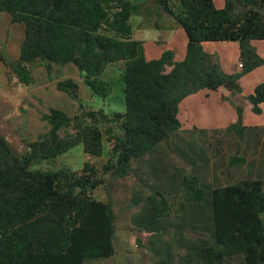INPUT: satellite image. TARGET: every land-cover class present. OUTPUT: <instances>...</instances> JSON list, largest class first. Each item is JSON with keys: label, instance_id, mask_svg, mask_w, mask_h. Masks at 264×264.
Returning a JSON list of instances; mask_svg holds the SVG:
<instances>
[{"label": "trees", "instance_id": "obj_1", "mask_svg": "<svg viewBox=\"0 0 264 264\" xmlns=\"http://www.w3.org/2000/svg\"><path fill=\"white\" fill-rule=\"evenodd\" d=\"M155 1L185 33L181 61L175 62L169 51L156 59L145 57L131 24L140 5L132 0H0V15L24 30L17 59L0 51L7 78L21 88L32 85L29 67L40 61L56 90L77 104L71 117L54 108L40 114L49 128L33 142L23 141L27 151L21 156L0 128V264H88L113 257L119 248L114 245L116 224L124 234L134 231L120 211L127 179L133 164L156 145L184 168L178 200L203 202L201 178L170 144L181 127L180 103L202 90L229 92L236 120L225 130L235 147L227 166L244 165L239 150L245 140L244 103L253 114L261 113L264 82L243 96L238 81L264 65L251 44L264 41V0H223L222 8L213 0ZM205 43H236L240 72H224L203 50ZM68 64L78 70L91 97L101 99L115 86L103 77L107 68L121 64L123 110L107 113L83 105L79 84L62 79L61 67ZM77 146L90 158L80 171L34 168ZM99 189L104 201L94 196ZM120 193L121 201L116 199ZM147 202L155 217L171 215L172 200L161 193L150 192ZM212 202L214 238L201 249L199 264H264V181L248 176L224 186L214 183Z\"/></svg>", "mask_w": 264, "mask_h": 264}, {"label": "crops", "instance_id": "obj_2", "mask_svg": "<svg viewBox=\"0 0 264 264\" xmlns=\"http://www.w3.org/2000/svg\"><path fill=\"white\" fill-rule=\"evenodd\" d=\"M132 2L140 5V12L137 15L143 17L145 21L156 17L164 22L160 27L167 28L159 30L160 33L164 31L167 33L166 41H158L160 39L157 38L156 33L147 38L146 34L134 33L133 30L134 38L144 43L145 57L152 60L169 51L175 62L181 61L185 56L187 40L184 31L173 17L156 1L132 0ZM213 3L216 8L223 6L218 0H213ZM172 7V5L169 6L170 9ZM4 16L7 15H0V17ZM7 17L11 24L9 16ZM165 42L166 45L162 44ZM206 45H209L206 50L202 48L209 55L213 56L214 53L220 52L231 54V60L228 61L231 66L221 61L220 65L224 72L227 74L240 72L241 68L236 66V60L239 58V48L236 43H207ZM16 47L15 52H2L7 55H5L7 58L15 60L19 55V45ZM166 70L169 71L170 67ZM257 71L258 69L252 71L249 77L261 78L264 81V72L255 75ZM7 72V67L0 62V89L6 94L5 101L0 102V117L3 120L6 116L5 121L8 122L12 133L20 131L21 128L28 132V117L26 113L24 114V110L33 107L32 103L36 96L31 90L35 83L29 88H24L26 93L15 84L16 90L10 91L6 80ZM76 82L79 88L83 87L79 77ZM258 83L259 81L251 90ZM50 86L56 89L55 82H49L42 89H48ZM40 89L37 90L38 93L43 92ZM229 98L230 94L225 88H219L217 91L202 90L185 98L179 105L177 116L181 127L172 134L170 140L171 147L180 161L191 165L192 173L201 178V186L205 192L204 201L178 200L183 187L184 168L174 164L172 156L165 152L162 145L154 146L145 157L133 164L131 176L127 179L128 193L120 211L125 215V224L134 231L128 233V248L122 240L123 236L121 237L115 255L107 259L110 264H124L125 261L127 264H199L201 249L209 245L214 238L212 202L214 183L224 186L229 183L230 178V172L227 171L229 156L225 152L234 144V137L227 134L225 130L235 122L236 114ZM22 104H25L27 108L24 106L21 108ZM9 115H15L16 118L8 117ZM245 127L244 165L253 170L249 176L264 181V126ZM6 137L9 140V137ZM19 139L24 141L22 138ZM152 191H157L172 200V212L169 217L154 216L147 202V196ZM129 245L132 246L131 249Z\"/></svg>", "mask_w": 264, "mask_h": 264}, {"label": "rangeland", "instance_id": "obj_3", "mask_svg": "<svg viewBox=\"0 0 264 264\" xmlns=\"http://www.w3.org/2000/svg\"><path fill=\"white\" fill-rule=\"evenodd\" d=\"M149 1H155V0H149ZM218 1H220L223 4V0H218ZM166 17L169 18L168 16ZM7 18H8L7 16L0 17V50L15 52L17 50L16 46L20 45L19 43L20 41H22V38H23V27L22 25H19V24H12V23L10 24ZM162 22H163L162 19H157L156 17L152 18L151 20L148 19L146 21L143 19V17L139 15L133 16L131 18V24H132L134 33L141 32L143 34H146L145 36L147 38L152 37V35L153 34L155 35L156 33L157 38L160 39L158 41H166L167 33L165 31H164L165 33L164 32L160 33L159 31L160 29H165V30L167 29L164 27L163 28L160 27L161 24L164 23ZM170 33L172 35V32ZM6 44L8 45V47ZM162 44L166 45V42ZM206 44L207 43L202 45L204 50H206V48H208L209 46ZM251 44L253 48L256 50L257 54L264 59V41H254ZM213 59L216 61V63H218L220 67H221L220 65L221 61L225 63L226 65L231 66L230 62H228L229 59L231 60V54L222 53V52H220L219 54L214 53ZM238 64H239V61L236 60V66H238ZM29 68L34 78L35 84L31 91L33 92V95L36 96L35 97L36 102L34 101L32 103L33 107L27 108L25 104H22L20 106L21 108L23 106L24 108H27V110H24V114L26 113V116L28 117V123H27L28 124L27 126L29 128L28 132L21 128L20 131L12 133V131L8 127L9 125L8 122L5 121L6 116L3 118V120L0 117L1 131L4 135L9 137V140L12 145V149L16 153L17 156H21L27 151V148L24 146L25 141L26 142L34 141L35 139H37L39 135L44 134L45 131L49 128L47 123L40 119V114L47 113L49 108H54V109L63 111L65 114L71 117L74 115L76 106H77V104L74 101H72L65 93L58 92L56 89H53V87L51 86L48 89H45V88L42 89L44 85L49 84L50 79L48 78L47 73L44 67H42L40 61L33 62ZM61 68L63 71L62 79L68 78L73 81H77L79 77V73H78V70L73 65L68 64V65L62 66ZM121 69H122L121 64H115V65L109 66L103 76L106 80H110L114 83L115 86L113 88V94H111L106 99H101L98 97H91L89 90L86 87L81 86L78 91V97H79L80 102L83 105L91 109H94V110L103 109L107 113L112 112V111L114 112L122 111L123 110L122 98H121L122 95H121L120 84H119V75H120ZM221 69L223 70L222 67ZM257 69L258 71L255 73V75L262 74L264 72V65L263 67L261 66ZM250 74L251 73L245 74L244 76L240 77L238 81L240 88L242 87L241 92L244 96H248L252 93L253 90L251 89L253 85L256 84L258 81H259L258 84L264 82L261 80V78L252 79L251 77H249ZM57 76H58V73L55 74V77ZM51 79H53V77ZM6 80H7V84L9 85L8 90L13 91L15 89L14 79L12 78L9 80L6 74ZM12 84L13 86H11ZM21 89H22V92L26 91V89H24L23 87ZM38 89H40V91H43V92L38 93L37 92ZM5 98H6V94L2 92V90L0 89V102L5 101ZM260 108H261V113L256 115L251 112V108L248 103L244 105L243 124L245 126H248V127L264 126V105H261ZM18 113H17V116L19 117ZM8 117H11L14 119L16 118L15 115L13 116L9 115ZM19 138H22L24 142L20 140ZM230 142L232 141L230 140ZM230 144L232 145V143ZM234 148H235L234 144L230 146L229 148H227V151L225 152L227 153L226 155L228 156L234 155L235 154ZM239 150H240V155H243L244 143L240 142ZM89 159H90L89 157L84 155L81 146H77L73 148L72 150H70L69 152H67L66 154H63L56 160L42 161L39 165H37L34 168L35 169L39 168V169H44V170L46 169L53 170L61 166H66L70 168L72 171H80L84 163L88 162ZM227 171L230 172L229 174L230 178L229 177L228 178H229V182L231 183H234L240 179L247 178L249 176V173L253 172V170H250L245 165H239L233 168H229ZM94 196L96 199L103 200V201L106 199L105 193L101 189L97 190L94 193ZM117 196H118L117 198L114 196L117 200L120 199L121 201L124 199V196L122 195V193L117 194ZM119 206H121V204ZM116 227H117L116 233L118 236L115 235V238H114L115 247H117V245L120 243L121 237L123 236L122 240L125 246H127L128 248L129 235H126L127 233L124 234V231H121V228L123 227L121 226L120 222L116 224ZM131 247L132 246L129 245V249H131ZM88 264H110V263L107 260H103L102 262H98V263L91 262ZM124 264H127L126 261L124 262Z\"/></svg>", "mask_w": 264, "mask_h": 264}, {"label": "built area", "instance_id": "obj_4", "mask_svg": "<svg viewBox=\"0 0 264 264\" xmlns=\"http://www.w3.org/2000/svg\"><path fill=\"white\" fill-rule=\"evenodd\" d=\"M238 67L241 68L242 67L241 64H238Z\"/></svg>", "mask_w": 264, "mask_h": 264}]
</instances>
